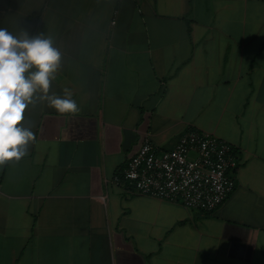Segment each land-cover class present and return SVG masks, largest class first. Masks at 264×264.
Listing matches in <instances>:
<instances>
[{
	"label": "crops",
	"instance_id": "obj_1",
	"mask_svg": "<svg viewBox=\"0 0 264 264\" xmlns=\"http://www.w3.org/2000/svg\"><path fill=\"white\" fill-rule=\"evenodd\" d=\"M0 28L52 36L49 94L80 107L26 109L36 143L0 167V264H264V0H0ZM186 131L238 161L219 207L113 182L144 139Z\"/></svg>",
	"mask_w": 264,
	"mask_h": 264
},
{
	"label": "built area",
	"instance_id": "obj_2",
	"mask_svg": "<svg viewBox=\"0 0 264 264\" xmlns=\"http://www.w3.org/2000/svg\"><path fill=\"white\" fill-rule=\"evenodd\" d=\"M237 165L226 142L186 131L171 149H159L144 139L112 180L117 185H129L137 194L210 212L233 190L232 175Z\"/></svg>",
	"mask_w": 264,
	"mask_h": 264
},
{
	"label": "clouds",
	"instance_id": "obj_3",
	"mask_svg": "<svg viewBox=\"0 0 264 264\" xmlns=\"http://www.w3.org/2000/svg\"><path fill=\"white\" fill-rule=\"evenodd\" d=\"M50 35H30L22 30L14 36L0 28V167L8 161L19 162L36 143L35 133L20 127L25 111L36 100L46 103L60 115L75 116L80 107L70 89L49 94L61 65V52ZM35 68L36 71L29 70ZM28 73V76H25ZM41 93L35 96L37 92Z\"/></svg>",
	"mask_w": 264,
	"mask_h": 264
},
{
	"label": "trees",
	"instance_id": "obj_4",
	"mask_svg": "<svg viewBox=\"0 0 264 264\" xmlns=\"http://www.w3.org/2000/svg\"><path fill=\"white\" fill-rule=\"evenodd\" d=\"M121 169H122V168H121ZM121 169H120V170H121ZM120 170H119V171H118V172H117L115 175H118V174H119V172H120Z\"/></svg>",
	"mask_w": 264,
	"mask_h": 264
}]
</instances>
